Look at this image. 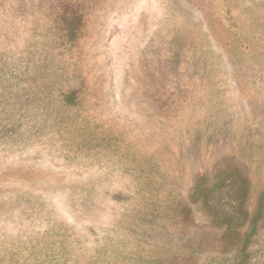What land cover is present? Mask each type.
Returning a JSON list of instances; mask_svg holds the SVG:
<instances>
[{"label": "rangeland", "instance_id": "374dc122", "mask_svg": "<svg viewBox=\"0 0 264 264\" xmlns=\"http://www.w3.org/2000/svg\"><path fill=\"white\" fill-rule=\"evenodd\" d=\"M0 264H264V0H0Z\"/></svg>", "mask_w": 264, "mask_h": 264}]
</instances>
